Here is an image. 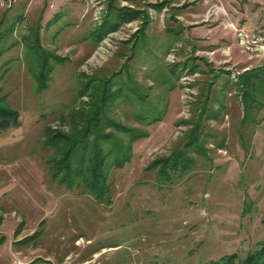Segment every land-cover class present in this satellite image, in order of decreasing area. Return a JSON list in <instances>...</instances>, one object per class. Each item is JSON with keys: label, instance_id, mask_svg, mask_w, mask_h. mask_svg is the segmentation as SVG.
Masks as SVG:
<instances>
[{"label": "rangeland", "instance_id": "rangeland-1", "mask_svg": "<svg viewBox=\"0 0 264 264\" xmlns=\"http://www.w3.org/2000/svg\"><path fill=\"white\" fill-rule=\"evenodd\" d=\"M108 3L147 14L98 40ZM0 17L15 22L1 87L21 123L0 131V264H227L224 256L238 263L259 247L264 86L248 109L238 76L264 77V49L241 46L229 23L252 32L264 24V0H0ZM31 30L58 57L44 90L23 51ZM112 75L111 89L120 77L133 83L107 115L148 135L131 143L123 166L107 169L101 197L84 183L61 184L52 170L64 140L78 138V112ZM104 130L127 140L115 125ZM51 136H61L56 148ZM177 150L192 159L182 178L160 181L157 167L147 169Z\"/></svg>", "mask_w": 264, "mask_h": 264}, {"label": "trees", "instance_id": "trees-1", "mask_svg": "<svg viewBox=\"0 0 264 264\" xmlns=\"http://www.w3.org/2000/svg\"><path fill=\"white\" fill-rule=\"evenodd\" d=\"M156 3L151 5L155 7ZM158 7V5L156 6ZM111 12L109 13V11ZM107 13L102 17V22L96 29L98 34L97 39L100 40L103 36L107 35L108 32L114 31L121 23L127 22L135 18H143L146 16L147 12L144 9L133 8L131 6H119L107 4ZM21 16L16 15V18L13 20H20ZM15 22H6L4 17H0V59L9 50L14 44L17 43V40L9 41L12 37V32L14 30ZM264 24L259 25L258 28H254L253 32L258 31ZM94 29V30H95ZM23 50L28 54L29 70L32 72V77L35 79L36 87L38 90H44L49 84L50 71L52 70L51 64L48 62L49 59H58V57L42 49L39 42V36H37V30H31L28 34L21 35ZM190 70L193 71L197 68V64H194V61L191 60ZM6 63H0V131H3L8 128H13L19 126L20 117L18 109L12 108L9 104L7 95L2 91L1 79L4 75V71L7 70ZM177 68H182L183 63H177ZM175 65V67H176ZM175 67L172 69L175 70ZM262 72L245 71L244 74L238 76V81H240V86L244 93V97L247 96L246 107L251 108L257 104L252 96V92L255 89H258V83L262 81L264 86V77L261 75ZM118 74V73H116ZM117 78H119L117 76ZM249 78H252L250 81ZM112 79H115V76H109L106 78L99 89V92L96 91L93 93L92 101L89 104L92 108L88 109L87 112H78V116L81 115V119L73 121V123L82 122V128H76V136L73 132V136L78 137H68L64 140L65 142V152L62 158H58L53 161L55 163V168L52 170V175L56 179H59V182L68 183V187H77L80 183H84L90 192H93L95 195H101L105 193L106 187V174L107 169L119 168L123 166L131 158V143L134 140H137L142 137H146L148 133L139 126H122L119 122L111 119L107 115V106L110 100H117L120 96L123 95L122 89L123 84L127 88L132 89V80L129 78L123 81L121 77L119 78L116 85V89H111L109 84L112 82ZM133 83V82H132ZM237 84V83H236ZM111 89L109 92L108 89ZM252 90V91H251ZM136 91V90H135ZM248 102V104H247ZM136 119L143 122L142 113L135 111ZM141 115V117H140ZM72 117V116H71ZM79 118V117H78ZM154 120H158L156 117H153ZM116 126L127 136V140L124 141L121 136L115 139V134L105 133L103 131L104 127ZM115 128V127H114ZM116 129V128H115ZM81 136V137H79ZM61 136H51L46 140L48 146L53 145L54 148L57 147L56 139ZM194 142V140H191ZM188 142V144L191 143ZM102 142H108L107 146L102 145ZM192 162L190 157H187L185 151H179L168 155L162 156L161 158H156L150 161L148 168L157 167L156 174L159 176V180L163 181L168 180V182L173 181V177L177 176L182 178L184 174L189 170V165ZM82 179V182L80 181ZM259 247L247 253L242 261L235 263L236 254H228L224 256L227 260V264H264V239L258 242Z\"/></svg>", "mask_w": 264, "mask_h": 264}, {"label": "built area", "instance_id": "built-area-1", "mask_svg": "<svg viewBox=\"0 0 264 264\" xmlns=\"http://www.w3.org/2000/svg\"><path fill=\"white\" fill-rule=\"evenodd\" d=\"M229 26L233 29V33L236 37L237 43H240L241 46L250 50H259L264 49V26H262L258 31L251 32L242 26L229 23ZM45 264H52L46 262Z\"/></svg>", "mask_w": 264, "mask_h": 264}]
</instances>
